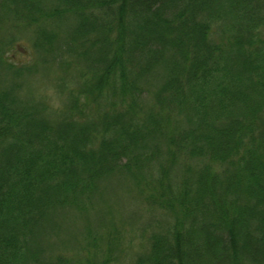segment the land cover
Instances as JSON below:
<instances>
[{
  "label": "trees",
  "instance_id": "16d2710c",
  "mask_svg": "<svg viewBox=\"0 0 264 264\" xmlns=\"http://www.w3.org/2000/svg\"><path fill=\"white\" fill-rule=\"evenodd\" d=\"M115 175L173 216L133 264H264V0H0V264H72L45 237Z\"/></svg>",
  "mask_w": 264,
  "mask_h": 264
},
{
  "label": "rangeland",
  "instance_id": "374dc122",
  "mask_svg": "<svg viewBox=\"0 0 264 264\" xmlns=\"http://www.w3.org/2000/svg\"><path fill=\"white\" fill-rule=\"evenodd\" d=\"M3 25L2 37L9 29L7 22ZM28 38V35L23 36L18 47L28 49ZM21 48L14 51L13 61L36 63L38 56L33 52H20ZM74 66L68 69L66 76L72 87L75 83L71 76L78 72ZM60 69L54 63L49 67L40 64L32 73H25L21 76V95L43 100L48 106L46 109L65 107L66 96L55 86V80L62 76ZM155 173L150 167L144 170V174H150L152 178ZM179 174L178 170L174 177L178 178ZM142 188L135 185L132 176L115 175L103 181L99 192L85 204L84 210L69 208L59 215L58 230L48 234L43 242L46 256L62 253L72 259V264H85L86 257L99 261L109 257V264H133L135 256L147 250L151 234L164 231L173 219L166 208L148 198L152 192Z\"/></svg>",
  "mask_w": 264,
  "mask_h": 264
}]
</instances>
